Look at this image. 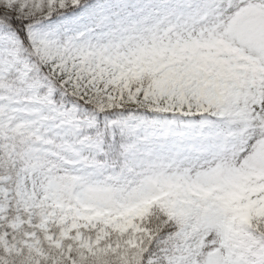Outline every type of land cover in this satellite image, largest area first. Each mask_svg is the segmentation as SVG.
Listing matches in <instances>:
<instances>
[{
    "label": "snow or ice",
    "instance_id": "6c2138e0",
    "mask_svg": "<svg viewBox=\"0 0 264 264\" xmlns=\"http://www.w3.org/2000/svg\"><path fill=\"white\" fill-rule=\"evenodd\" d=\"M0 264H264V0H0Z\"/></svg>",
    "mask_w": 264,
    "mask_h": 264
}]
</instances>
